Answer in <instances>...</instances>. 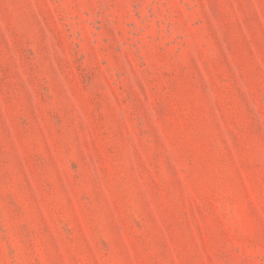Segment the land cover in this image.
I'll list each match as a JSON object with an SVG mask.
<instances>
[{"label": "rangeland", "instance_id": "1", "mask_svg": "<svg viewBox=\"0 0 264 264\" xmlns=\"http://www.w3.org/2000/svg\"><path fill=\"white\" fill-rule=\"evenodd\" d=\"M0 264H264V0H0Z\"/></svg>", "mask_w": 264, "mask_h": 264}]
</instances>
